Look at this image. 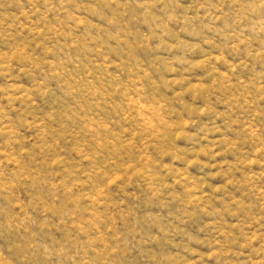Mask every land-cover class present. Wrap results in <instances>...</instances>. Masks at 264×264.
Segmentation results:
<instances>
[{
	"label": "rangeland",
	"instance_id": "374dc122",
	"mask_svg": "<svg viewBox=\"0 0 264 264\" xmlns=\"http://www.w3.org/2000/svg\"><path fill=\"white\" fill-rule=\"evenodd\" d=\"M0 264H264V0H0Z\"/></svg>",
	"mask_w": 264,
	"mask_h": 264
}]
</instances>
